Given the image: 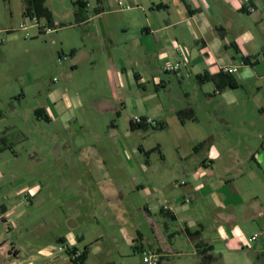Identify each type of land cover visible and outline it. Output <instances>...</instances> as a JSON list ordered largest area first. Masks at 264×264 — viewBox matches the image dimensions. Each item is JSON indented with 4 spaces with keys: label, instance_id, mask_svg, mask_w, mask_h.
Returning a JSON list of instances; mask_svg holds the SVG:
<instances>
[{
    "label": "rangeland",
    "instance_id": "obj_1",
    "mask_svg": "<svg viewBox=\"0 0 264 264\" xmlns=\"http://www.w3.org/2000/svg\"><path fill=\"white\" fill-rule=\"evenodd\" d=\"M73 1L63 3L67 8L58 0L54 2L58 14L53 21L58 24L52 25L57 30L53 33L33 37L30 35L35 31L19 30L6 34V38H16L12 49L8 39L0 37V110L4 117L0 147L8 150L0 154V171L6 179L36 178L39 182L45 201L39 203L42 199L36 197L33 204L22 207L29 231L37 220L49 230L44 237L33 238L34 243L42 248L51 246L54 254L63 258L73 248L82 252L87 247L90 255L86 264H145L135 246L180 241L172 235L176 233L174 222L162 216L150 218L148 193L169 179L182 178L181 165L187 167L185 159L194 152L195 142L214 134L222 135L215 141L221 154L216 162L221 166V161L230 160V150L234 149L245 160L239 165L243 175L237 178L243 195L258 194L264 202V173L249 162V148L260 151L264 143V111L253 99H264V80L260 87L251 84L237 90L238 104L222 103L219 107L217 101L208 103L203 97L207 88H200L195 79L160 72L165 88L154 86L146 73L147 95L154 98L144 99V88L131 78L134 84L125 89L129 95L123 92L124 105L114 72L120 69L122 59L129 64L136 58H147L140 48L133 50L129 44L103 40L106 20L120 19L116 15L105 14L80 27L61 28L80 16H94L95 8L101 10L97 0H89L86 10ZM103 2L105 7L106 0ZM74 8L79 16L69 12ZM72 48L87 53L80 51L78 69L72 67ZM55 88L71 97L74 116L68 113L65 118L49 121L37 117L35 111L44 108ZM116 95L117 102L113 101ZM100 99L116 103L119 111L105 108ZM172 112L177 113L174 120ZM143 115L155 124L133 129L132 120ZM202 145L196 164L207 152L202 151L206 148ZM10 187H2L5 195ZM61 236H72L75 246L61 241ZM59 248L65 249L61 252ZM252 259L253 264H264V252Z\"/></svg>",
    "mask_w": 264,
    "mask_h": 264
},
{
    "label": "crops",
    "instance_id": "obj_2",
    "mask_svg": "<svg viewBox=\"0 0 264 264\" xmlns=\"http://www.w3.org/2000/svg\"><path fill=\"white\" fill-rule=\"evenodd\" d=\"M26 1L0 0L1 38L19 30L27 33L35 31L30 35L33 37L57 31L52 27L58 24L56 21L49 24L45 18H40V27L35 25L32 17L27 14ZM77 1L87 4L85 10L90 6L89 0H74L75 6H78ZM97 1L101 9L99 13L88 18L80 16L78 21L64 27L61 24L59 27H80L105 14L120 18L105 21L106 34L103 35V40L117 45L126 44L127 47L129 44L133 50L140 48L147 58H136L129 64L122 59L120 69L114 72L118 79L117 86L122 89L120 99L124 105V93L130 94L125 89L134 84L130 83L131 78L135 79L139 87L144 88V99L154 98L155 95H147L146 73L151 76L154 86L165 88L167 84L159 75L160 72L173 73L176 78L195 79L199 87L202 85L200 88H207L203 90V97L208 103L214 104L217 101L220 103L219 107L222 103L238 104L240 99L237 90L251 84L260 87L264 80V74L260 75L264 71V0H106L105 7L104 0ZM119 1L122 2L121 5ZM54 2L56 0H46L45 3L53 18L58 14ZM58 2L65 4L66 0ZM69 12L75 16L80 15L76 8ZM22 24L26 25L25 29H21ZM108 29L115 34H109ZM118 32H121V36H117ZM7 39L11 43L10 49L14 48L15 36L9 35ZM2 42L0 40V44ZM70 51L72 67L78 69L81 49L72 48ZM81 53L87 55L84 51ZM177 64L179 69L166 70L168 66ZM225 68L235 71L228 73ZM109 72L113 73L110 69ZM204 76L216 79L201 80ZM118 99L116 95L113 101L117 102ZM253 99L263 112L264 99L259 96ZM99 101L105 108L113 112L119 111L118 105L109 99ZM73 107L75 105L71 97L55 88L42 109L49 120H57L65 118L68 113L70 117L74 116ZM172 115L171 119L174 120L177 113ZM142 117L147 118L145 115ZM2 120L4 117L0 118V122ZM182 123L186 122L182 120ZM137 126L139 125L132 126L131 123L133 129ZM221 137V134H214L195 142L194 152L185 159L188 161L187 167L181 165L182 178L174 177L163 182L154 187L155 190L146 197L150 218L158 220L162 216L163 219L174 222L176 233L172 235L179 237L180 241L144 242L134 247L136 252H140L142 256L148 252L156 253L160 264H202L203 254L213 256L207 264H253L252 256L264 252V202L258 194L249 197L243 195L237 178L243 175L239 165L245 160L240 159L234 149L230 150V160L221 161L223 170H219L221 166L216 159L221 154L215 141ZM201 144L206 147L202 151L207 152L203 155L202 162L196 164L199 149L196 152L195 149L197 146L201 147ZM208 147L210 148L207 149ZM253 149L249 148V162L264 173V143H261L260 151ZM4 151L8 150L0 147V154ZM142 169L146 170L145 167ZM7 184L11 187L5 195L2 187ZM36 197L42 199L39 203L45 201L36 178L24 181L14 177L10 180L0 171V264L73 263V255L63 258L55 255L51 246L42 248L34 243V239L44 237L46 230L49 231L40 220L33 223L29 231V223L23 221L26 213L22 210L23 205L30 206ZM189 231L200 234L193 240ZM253 236H257V239L251 242ZM61 239L71 245L75 244L72 236L68 239L61 236ZM199 240L211 250L201 255L197 247ZM78 252L80 253V249ZM89 255L90 251L85 264Z\"/></svg>",
    "mask_w": 264,
    "mask_h": 264
},
{
    "label": "trees",
    "instance_id": "obj_3",
    "mask_svg": "<svg viewBox=\"0 0 264 264\" xmlns=\"http://www.w3.org/2000/svg\"><path fill=\"white\" fill-rule=\"evenodd\" d=\"M45 3H46V0H27L26 1L27 14L29 16H31V17H36L37 19L45 18L49 24H52V21H53L52 12L46 6ZM76 5H78L80 7H83V8H86V6H87V4L85 2H81V1H77ZM96 13H99V10H96ZM208 79L215 80L216 77L204 76L203 78H201V80H208ZM227 79L229 81L230 77H228ZM230 86H233V85L230 84ZM35 112L37 114V117L45 118L46 120L49 121L48 115L46 114L44 109H42V108L41 109H37ZM2 117H3V112L0 110V118H2ZM143 118H146V117H143ZM138 125L140 127V126H143V125H146V124L140 123ZM132 126H134L133 123H132ZM199 148H200V146L195 149V152ZM199 234H200V232H191V231H189L190 238H192L193 240H196L198 238ZM61 241L64 242L63 239H61ZM197 247H198L199 252L201 253V255L204 252L211 250V248L207 247V245L202 240L201 241L199 240L197 242ZM78 250H79L78 248H73V251H69V254L74 256L78 252ZM88 254H89V250L86 247L82 252H80V254L78 256H76V257H74L72 259V262L74 264H85V262H86V260L88 258ZM211 259H213V256H211V255L207 256V255L203 254V260H202L201 263L202 264H207L209 261H211Z\"/></svg>",
    "mask_w": 264,
    "mask_h": 264
},
{
    "label": "built area",
    "instance_id": "obj_4",
    "mask_svg": "<svg viewBox=\"0 0 264 264\" xmlns=\"http://www.w3.org/2000/svg\"><path fill=\"white\" fill-rule=\"evenodd\" d=\"M119 4L121 5L122 2L119 1ZM32 20L35 22V25H37V26L40 27V25H39V23H38V19H37L36 17H32ZM22 28L25 29V28H26V25H25V24H22V25H21V29H22ZM48 31H51V30L48 29ZM177 69H179V65H178V64L175 65V66H168V67L166 68V70H168V71H173V70H177ZM225 71L228 72V73H233V72L235 71V69L225 68ZM134 121H135L136 123H143V124H150V123H153V124H155L154 122H152V120H151L150 118L136 117V118L134 119ZM256 239H257V236H253V237L250 239V241L252 242V241H255ZM64 249H65V248H59V251H63ZM69 251H70V250H69ZM79 254H80V253L77 252V253L74 255V257L78 256ZM144 263H145V264H160V262H159V255L156 254V253H152V252L145 253V254H144Z\"/></svg>",
    "mask_w": 264,
    "mask_h": 264
},
{
    "label": "flooded vegetation",
    "instance_id": "obj_5",
    "mask_svg": "<svg viewBox=\"0 0 264 264\" xmlns=\"http://www.w3.org/2000/svg\"><path fill=\"white\" fill-rule=\"evenodd\" d=\"M132 123H133V124H137V125L140 124V123H136V122L134 121V119L132 120ZM40 191L42 192V190H40Z\"/></svg>",
    "mask_w": 264,
    "mask_h": 264
}]
</instances>
